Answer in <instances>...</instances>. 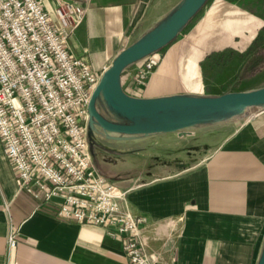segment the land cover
I'll return each mask as SVG.
<instances>
[{"label": "crops", "instance_id": "0c3cea01", "mask_svg": "<svg viewBox=\"0 0 264 264\" xmlns=\"http://www.w3.org/2000/svg\"><path fill=\"white\" fill-rule=\"evenodd\" d=\"M66 1L86 10L68 39L71 53L85 55L99 74L122 50L162 26L184 0ZM56 4L57 0H47L44 8L58 27ZM257 20L254 2L249 6L243 0H206L184 34L141 59L137 68L142 69L147 57L156 59L151 76L163 67L175 75L178 92L173 95L179 94L190 77L191 60L199 64L212 53L242 48L244 35L264 26ZM145 89L132 91L140 95ZM245 118L198 166L118 189L127 192L124 204L132 214L160 223L161 237L168 230L163 223L182 216L176 264H258L264 248V113ZM127 167L134 168L131 162ZM5 204L17 231L13 249L6 245ZM0 264H128V260L120 243L103 229L60 221L55 203L38 206L20 192L0 140Z\"/></svg>", "mask_w": 264, "mask_h": 264}, {"label": "built area", "instance_id": "2783aa9c", "mask_svg": "<svg viewBox=\"0 0 264 264\" xmlns=\"http://www.w3.org/2000/svg\"><path fill=\"white\" fill-rule=\"evenodd\" d=\"M0 0V140L17 176L18 190L38 206L55 203L60 221L97 226L120 243L128 264H176L182 216L160 223L132 214L118 190L98 171L88 141V104L102 73L85 55L75 56L69 37L85 8L57 0ZM158 61L147 57L138 70L143 86ZM264 113V110L255 115ZM6 245H17L9 213ZM159 242V247L152 246Z\"/></svg>", "mask_w": 264, "mask_h": 264}, {"label": "rangeland", "instance_id": "374dc122", "mask_svg": "<svg viewBox=\"0 0 264 264\" xmlns=\"http://www.w3.org/2000/svg\"><path fill=\"white\" fill-rule=\"evenodd\" d=\"M243 2L249 6L254 2V15L264 23V0ZM189 26L190 23L185 25L180 34H184ZM139 62L128 65L120 74V88L124 93L129 96L138 95L136 98H155L178 92L175 75L168 74L163 67L152 76L150 74L145 84L138 87L135 82ZM187 73L190 77L186 80L185 88L176 95L218 97L263 89L264 26H258L252 35L245 34L242 48H228L212 53L199 64L196 59L191 60L187 65ZM134 87L146 89L139 95V92L132 91ZM94 107L105 121L122 127L136 126V130H141L147 124H156L162 129L177 118L187 115L190 118L186 121H189L191 116H195V123L192 125L157 136H144L136 141L132 137L137 135L105 131L91 119L88 140L94 163L108 182L120 190L139 185L146 179L170 177L198 166L242 120H246L247 113L244 108L237 114L230 110L179 108L134 117L132 112L114 109L103 93L96 98ZM179 121L182 123L185 120ZM128 162L134 168L128 169Z\"/></svg>", "mask_w": 264, "mask_h": 264}, {"label": "water", "instance_id": "95a60500", "mask_svg": "<svg viewBox=\"0 0 264 264\" xmlns=\"http://www.w3.org/2000/svg\"><path fill=\"white\" fill-rule=\"evenodd\" d=\"M205 2L206 0H184L162 26L151 34L146 35L140 41L122 50L113 59L110 66L102 73L88 104V138V128L91 119L95 120L105 131L137 135L136 137H132V139L173 132L195 123L194 115L191 116L189 121L186 120L190 116L185 115L182 118H177V120H172L169 126L162 129L156 124H147L141 130L134 129L136 126L122 127L111 124L105 121L95 110L94 103L100 93L104 94L114 109L119 112H132L134 113V117H145L150 112H165L179 108L230 110L232 113L237 114L241 113L245 107L257 104L264 105V88L257 91L229 93L218 97L171 95L155 98L131 97L120 88L118 79L124 68L168 45L180 34L185 25L189 23ZM180 119L185 121L180 123ZM258 264H264V248L259 257Z\"/></svg>", "mask_w": 264, "mask_h": 264}, {"label": "bare ground", "instance_id": "6f19581e", "mask_svg": "<svg viewBox=\"0 0 264 264\" xmlns=\"http://www.w3.org/2000/svg\"><path fill=\"white\" fill-rule=\"evenodd\" d=\"M121 82H122V80L119 78L118 84L121 85ZM244 109H245V111H247L246 117H249V116H254L258 112L264 110V105L257 104V105L245 107Z\"/></svg>", "mask_w": 264, "mask_h": 264}]
</instances>
